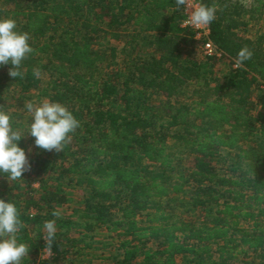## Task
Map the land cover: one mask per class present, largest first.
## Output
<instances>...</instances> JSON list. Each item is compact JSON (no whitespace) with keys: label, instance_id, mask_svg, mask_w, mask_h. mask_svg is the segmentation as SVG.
I'll use <instances>...</instances> for the list:
<instances>
[{"label":"trees","instance_id":"obj_1","mask_svg":"<svg viewBox=\"0 0 264 264\" xmlns=\"http://www.w3.org/2000/svg\"><path fill=\"white\" fill-rule=\"evenodd\" d=\"M202 5L215 8L211 37L230 61L203 54L176 0H0V18L14 19L33 48L21 77L0 68V110L19 130L36 92L80 122L60 151L33 146L22 178L0 175L10 182L0 198L16 203L23 223L21 264H74L85 239L101 233L115 239L120 264H264V0ZM143 35L148 55L127 53ZM109 39L125 40V53L104 71L116 53L101 50ZM244 48L251 59L233 68ZM193 83L198 96L186 101ZM63 179L89 190L77 218L59 212ZM180 194L198 215L175 213Z\"/></svg>","mask_w":264,"mask_h":264},{"label":"clouds","instance_id":"obj_2","mask_svg":"<svg viewBox=\"0 0 264 264\" xmlns=\"http://www.w3.org/2000/svg\"><path fill=\"white\" fill-rule=\"evenodd\" d=\"M177 6H184L186 0H176ZM216 18V10L208 5H200L191 11L189 22L195 26L209 25ZM30 35L18 30L17 22L12 18H0V68L11 65L9 75L21 77L20 68L26 57L33 52ZM252 57V52L244 48L238 52L237 66H242ZM34 75L39 77L38 70ZM31 116L27 131L34 138V149L45 151H60L71 140V134L80 126L74 114L63 104L48 99L40 103L25 104ZM25 134V133H24ZM20 130H14L9 113L0 110V175L9 181H16L30 170V153L33 148L20 146L24 137ZM58 216V212L53 213ZM23 227L20 211L12 200L0 198V264H21L22 259L29 254L28 246L19 242L18 233ZM45 240L51 244L56 236L55 220L46 221Z\"/></svg>","mask_w":264,"mask_h":264},{"label":"rangeland","instance_id":"obj_3","mask_svg":"<svg viewBox=\"0 0 264 264\" xmlns=\"http://www.w3.org/2000/svg\"><path fill=\"white\" fill-rule=\"evenodd\" d=\"M144 37L145 35L137 38L136 42L128 46L126 52L131 53V48L135 47L140 55L146 57L149 50L144 44ZM109 47H114L116 49V53L115 56L110 57L109 60L102 65L104 71L107 70L108 64L111 65V68L121 67L125 53V40L109 39L106 45L101 48V50L105 51L107 55H110L111 51L109 50ZM218 67V74L222 76L225 72H227L229 63H227V61L222 62L218 65ZM42 78L46 83L48 76L43 74ZM195 89L196 87L194 86V83L185 89L186 101H192V99L198 96V94L195 92ZM159 98L160 97L158 95L154 96L155 101H158ZM27 100V103L32 102L38 104L44 99L37 100L36 92H30L28 94ZM22 121L24 122V125L19 130L22 132V134H25L20 143L28 142L30 144V148H33L34 138H32L27 133L31 123V116L27 110L24 113ZM169 146L171 149H173V151H176L178 148L175 140L173 139L169 140ZM189 160L190 156L187 154L186 158L176 167V171H181V168L188 167L190 163ZM63 184L65 185V192L67 193L68 202L59 208V212L65 215H72L77 218L84 208L85 200L89 194V190L85 186H78L68 183L67 179H63ZM0 187L3 189H9L10 182L6 179L2 180L0 182ZM171 205L172 207L176 208L175 213L182 215L184 218L189 219L198 215L197 211L194 210L190 205L189 194L172 195ZM114 243H116V241L113 236L107 233L98 234L93 238H86L81 245V251L76 254L74 264H120L119 260L122 257V251L119 250Z\"/></svg>","mask_w":264,"mask_h":264},{"label":"built area","instance_id":"obj_4","mask_svg":"<svg viewBox=\"0 0 264 264\" xmlns=\"http://www.w3.org/2000/svg\"><path fill=\"white\" fill-rule=\"evenodd\" d=\"M202 5V0H186L185 5L183 6V22L182 26L190 28L194 32V37L200 42L201 50L203 54L208 57H217L223 58L229 57L219 48V46L213 41L211 37V24L206 26H195L189 22V17L193 8ZM230 61V60H229ZM233 68H239L237 66L236 60H232Z\"/></svg>","mask_w":264,"mask_h":264}]
</instances>
